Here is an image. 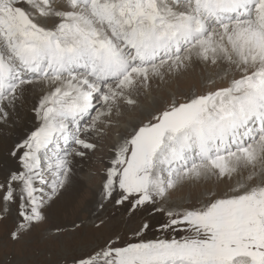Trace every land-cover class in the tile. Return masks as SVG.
<instances>
[{"label": "snow or ice", "instance_id": "6c2138e0", "mask_svg": "<svg viewBox=\"0 0 264 264\" xmlns=\"http://www.w3.org/2000/svg\"><path fill=\"white\" fill-rule=\"evenodd\" d=\"M197 64L226 85L128 121L101 170L99 208L162 214L164 237L143 239L144 222L131 240L66 246L55 264H264V0H0V128L31 86L42 89L36 123L9 152L18 167L0 183V222L18 204L8 239L78 191L79 162L154 82ZM234 176L195 204L169 200Z\"/></svg>", "mask_w": 264, "mask_h": 264}, {"label": "rangeland", "instance_id": "374dc122", "mask_svg": "<svg viewBox=\"0 0 264 264\" xmlns=\"http://www.w3.org/2000/svg\"><path fill=\"white\" fill-rule=\"evenodd\" d=\"M217 74V69L205 68L197 64L179 74L166 77L165 82H154L150 92L139 97L141 107L131 111L126 110L125 117L109 129L108 135L91 158L79 162L78 166L81 167V171L78 179L81 187L70 206L62 212L61 226H53L51 219L45 212H42L44 216L42 222L37 223L20 241L11 242L7 234L13 226V220L18 211V204H12L8 219L0 222V264H55L65 254L66 246L75 247L83 242L87 245V250L92 251L95 248L103 247L109 240L115 241L117 238L120 242L131 240L134 232L138 231L144 222L149 223L150 228L143 234V239L163 238L165 234L157 231L159 223L166 220L162 214H150L148 210L130 214L127 211V204L117 206L108 202H105L103 209L99 208L101 170L107 166L111 155L109 148L113 145L117 135L123 136L131 130L128 121L131 124H137L147 119L149 112L162 109L173 100L182 102L192 94H202L215 87L226 85L227 81L218 79ZM209 78L213 79L215 83L209 84ZM30 93L31 89L29 88L25 96ZM41 94L42 90L36 92L37 97ZM9 167L8 172L17 168L18 161L16 160L13 166ZM8 172L0 171V183L4 182ZM89 172L95 173V175L88 178ZM237 179L239 177L234 176L231 181L225 178L224 182L219 184L214 180L185 184L171 192L169 200L174 205L195 204L199 199H203L208 191L223 192L230 183L234 184ZM49 205L50 202L46 207ZM101 220L104 223L97 228L96 225H99ZM74 225H82V227L76 230ZM58 228L62 231L57 236ZM169 238H171V234H169Z\"/></svg>", "mask_w": 264, "mask_h": 264}, {"label": "bare ground", "instance_id": "6f19581e", "mask_svg": "<svg viewBox=\"0 0 264 264\" xmlns=\"http://www.w3.org/2000/svg\"><path fill=\"white\" fill-rule=\"evenodd\" d=\"M30 89L31 93L28 96H24V101L17 105L14 113L10 114L8 125L0 128V171L3 173L8 172L9 166H13L16 161L9 155L14 143L22 139L25 133L36 123L31 109L37 98L36 92L42 89L40 85H33ZM75 194H78V191L74 194L66 193L54 202H50L49 206L46 207L47 204H45L41 208L43 209L42 212H45L51 219L53 226H61V214L70 206Z\"/></svg>", "mask_w": 264, "mask_h": 264}]
</instances>
